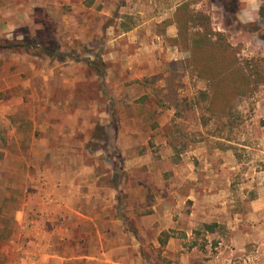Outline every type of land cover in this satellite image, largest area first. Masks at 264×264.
<instances>
[{
    "label": "rangeland",
    "instance_id": "rangeland-1",
    "mask_svg": "<svg viewBox=\"0 0 264 264\" xmlns=\"http://www.w3.org/2000/svg\"><path fill=\"white\" fill-rule=\"evenodd\" d=\"M182 1L0 0V39H36L60 58L0 51V264H264V213L250 206L264 173V88L217 130L200 122L203 82L182 78L178 106L167 107L155 92L163 82L147 81L186 57L156 36ZM193 1L242 56L264 58V0L252 20L249 0L233 16L220 0ZM95 58L103 79L87 64ZM48 173L112 183L101 197L120 223L101 243L73 216L48 224L37 213L45 236L36 252L33 225L17 222L43 205L44 192L31 190L44 189ZM99 253L103 261L75 259Z\"/></svg>",
    "mask_w": 264,
    "mask_h": 264
},
{
    "label": "trees",
    "instance_id": "trees-1",
    "mask_svg": "<svg viewBox=\"0 0 264 264\" xmlns=\"http://www.w3.org/2000/svg\"><path fill=\"white\" fill-rule=\"evenodd\" d=\"M222 8L230 15L238 10V0H220ZM193 0H184L174 9L171 18L156 25V36L173 48L186 55L182 60L171 61L164 73L153 76L147 81L163 82L155 90L161 96L163 105L178 106V88L185 76L195 78L205 84V89L198 92L201 105V125L206 127L214 122L220 130L231 120L236 112V105L245 98L253 97L260 88H264V58H246L239 48L233 46L228 36L212 27L210 16L197 10ZM175 26L176 35L167 37L165 30ZM123 27V25H122ZM132 27L124 25V31ZM46 48L36 39H0V51H26L39 49L47 57L59 58L55 48ZM60 59V58H59ZM89 68L104 78L105 64L95 58L87 62ZM5 133L0 129V160L3 157Z\"/></svg>",
    "mask_w": 264,
    "mask_h": 264
},
{
    "label": "crops",
    "instance_id": "crops-1",
    "mask_svg": "<svg viewBox=\"0 0 264 264\" xmlns=\"http://www.w3.org/2000/svg\"><path fill=\"white\" fill-rule=\"evenodd\" d=\"M248 5L249 8L246 9L245 16L248 19L252 20L256 15V11L258 10L256 0H249ZM257 107L258 109L256 110V114L259 117H262L264 120V102H258ZM261 131L263 132L264 136V125L262 126ZM262 145L264 148L263 142ZM99 180L100 176L94 178V175L92 174L80 173L71 178L64 177L62 179H58L48 173L44 176V182L41 183L44 186V189H40L41 187L36 186L32 187L31 192H33V189H36L38 191L41 190V192H44L41 195L43 205L40 206L39 204V206H37L36 204L34 206H31L28 211H22L20 215H22L23 219L17 223L19 225L20 223H22L23 225L26 223L27 225H33V227L31 228L36 230V240L30 242V244L34 245L36 252H41L42 248L40 246L42 245L40 244L42 243V241H40V239H43L45 236V231L43 230V225L41 224L42 222L38 219L40 216L39 214L37 216V213H41V215H46V222L48 224H51L53 221L56 220L60 222H67V220L71 216H73L77 219L76 224H74L75 228L80 227V229L82 228L83 230H86L88 226H93L95 231L93 235L96 243H101L104 234H111V230L113 231L114 227L120 223L118 221L117 208L112 206L108 208L107 205H104L102 201L105 200L101 197V194H105L106 192L109 193L113 190L116 191V189L115 187L113 188V186L111 185L112 183L104 185L100 184ZM260 180L261 183L259 188L256 190V197L250 203V206L252 207L254 213L259 215L264 213V185L262 184V181H264V173H261ZM92 191H96L98 194H96L94 198L91 193ZM224 195L225 194H223V196ZM90 198H92V203L90 205L84 204V201H86L87 199L88 202ZM96 200L98 201V204L93 205V202ZM60 201H62V204H59ZM73 202H77V204H74ZM29 213L36 217H31L30 220H27ZM58 230H60L59 226L57 228V231ZM54 232L55 228L51 230L52 234ZM49 234L50 231L47 232V236ZM49 237L51 236L49 235ZM49 237H47L48 239L46 238L48 243L43 244V246L45 245V247L51 248L52 245L49 243ZM108 239L111 240L113 238ZM102 255L103 254L101 253H99L97 256L94 255L92 257H88L87 255H79L75 259H78L79 261H86L88 259L93 261H103ZM109 260L110 262H112V264L117 261L107 258L105 256V261Z\"/></svg>",
    "mask_w": 264,
    "mask_h": 264
}]
</instances>
